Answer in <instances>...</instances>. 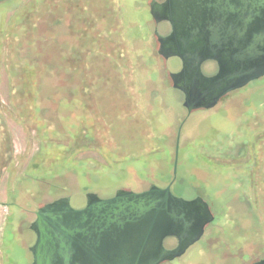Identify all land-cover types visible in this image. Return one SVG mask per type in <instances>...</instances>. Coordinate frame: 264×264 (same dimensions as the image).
<instances>
[{
  "label": "rangeland",
  "instance_id": "rangeland-1",
  "mask_svg": "<svg viewBox=\"0 0 264 264\" xmlns=\"http://www.w3.org/2000/svg\"><path fill=\"white\" fill-rule=\"evenodd\" d=\"M153 28L148 0L0 2V264H32L47 203L172 181L214 219L161 264L264 258V77L189 114Z\"/></svg>",
  "mask_w": 264,
  "mask_h": 264
},
{
  "label": "water",
  "instance_id": "water-1",
  "mask_svg": "<svg viewBox=\"0 0 264 264\" xmlns=\"http://www.w3.org/2000/svg\"><path fill=\"white\" fill-rule=\"evenodd\" d=\"M229 2L226 1L225 9L238 14L239 7ZM263 13L264 0H247L248 26L258 15L262 19ZM151 14L157 23L163 20L154 3ZM210 30L211 35L206 36L201 45L208 50L217 46L220 51L232 36L239 38L242 32L237 25L227 27L225 19L218 20ZM155 33L163 43L165 37L158 30ZM251 35L247 48L231 56L235 65L225 60L214 76L204 75L201 63L208 58L220 61L216 51L213 56L200 55L194 66L197 78L187 88L179 83L185 70L171 73L174 88L185 93L184 106L189 114L197 109L213 108L230 92L264 77V32ZM159 54L169 56L162 46ZM238 62L241 63L236 65ZM180 138L179 131L175 176ZM171 185L165 188L152 186L144 192L121 190L111 198L89 193L87 205L80 209L71 205L69 196L41 206L32 224L37 234L31 248L32 264H161L182 256L201 239L214 215L201 197L194 200L177 197L172 193ZM168 235L179 239L173 249H167L163 244ZM253 264H264V258Z\"/></svg>",
  "mask_w": 264,
  "mask_h": 264
},
{
  "label": "flooded vegetation",
  "instance_id": "flooded-vegetation-1",
  "mask_svg": "<svg viewBox=\"0 0 264 264\" xmlns=\"http://www.w3.org/2000/svg\"><path fill=\"white\" fill-rule=\"evenodd\" d=\"M226 1L227 0H148L150 12L151 4L154 3L155 9L163 18V20L157 23L152 16V21L154 22L153 34L156 36L159 46L158 53L162 46L163 52L169 55L166 57L159 54L164 58L166 65L170 60H176L175 69L172 72H169L170 77L171 73L181 72L182 70L186 71V74L181 78V82H179L186 88L187 86H190L197 78L194 66L196 65V61L200 58L202 53H208L213 56L215 51L217 52L220 61L217 59L208 58L201 63L202 73L209 77L214 76L219 72L225 60L228 61V63L231 62L232 65H235L234 59H232L231 56L241 53L247 48L248 40L252 38L251 33L264 32V17L260 19V17H258L259 15L255 18L252 24L248 26L247 0H228L230 1V5H235L236 8L239 7L238 14H234L233 12H230V10L225 9L227 6ZM221 19H225L227 27L235 25L240 27L242 31L241 36L239 38L237 36H232L222 51H220L217 46H214L211 49L209 48V50L208 47L205 49L201 43L206 36L211 35L210 28L216 25L218 20ZM156 30H158V32L163 37H165L163 43L159 41L158 36L155 33ZM239 63L241 62L236 63V65ZM176 89H178L183 94L185 99L184 91L179 88ZM225 97H223L221 100H223ZM171 183V191L177 197H181L185 200H194L200 197L199 195H194L192 197L177 195L172 190L173 181ZM167 186L160 187L165 188ZM119 191L121 190H118L116 194ZM172 237L177 239V246L179 244V239L175 235L166 236L164 242ZM171 249H173V247Z\"/></svg>",
  "mask_w": 264,
  "mask_h": 264
},
{
  "label": "crops",
  "instance_id": "crops-1",
  "mask_svg": "<svg viewBox=\"0 0 264 264\" xmlns=\"http://www.w3.org/2000/svg\"><path fill=\"white\" fill-rule=\"evenodd\" d=\"M8 212H9V209L6 207L5 203L0 205V223L5 220V214ZM0 230H2L1 226H0Z\"/></svg>",
  "mask_w": 264,
  "mask_h": 264
}]
</instances>
